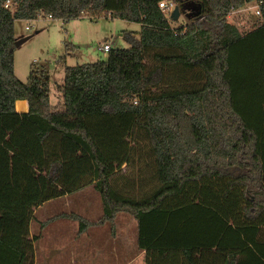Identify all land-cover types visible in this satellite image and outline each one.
<instances>
[{
  "label": "trees",
  "instance_id": "16d2710c",
  "mask_svg": "<svg viewBox=\"0 0 264 264\" xmlns=\"http://www.w3.org/2000/svg\"><path fill=\"white\" fill-rule=\"evenodd\" d=\"M162 1L0 0V264H26L34 211L86 187L98 224L137 221L145 264H264V0H172L193 19L176 28ZM250 3L260 23L241 33L228 18ZM39 14L140 31L65 66L53 106L46 67L14 73V24Z\"/></svg>",
  "mask_w": 264,
  "mask_h": 264
},
{
  "label": "rangeland",
  "instance_id": "374dc122",
  "mask_svg": "<svg viewBox=\"0 0 264 264\" xmlns=\"http://www.w3.org/2000/svg\"><path fill=\"white\" fill-rule=\"evenodd\" d=\"M247 8L249 10L231 13L228 18L241 33L260 23V17L255 14L258 5L250 3ZM171 12L167 11L166 14L171 28L186 26L193 20L188 9L181 12L177 20L171 19ZM26 27L29 29L26 30ZM139 31L140 25L137 23L110 17L98 20L83 17L68 23L45 16H39L34 21H16V36H23L21 39L26 40L14 52L15 77L26 82L31 66L46 67L50 75V104L54 106L58 101L56 84L62 80L65 66L106 60L107 53L98 51L99 46L107 43L111 49L130 48L132 44L127 33H132L138 39ZM70 46H75V50L67 51ZM43 205L34 217V222H38V234L35 228L33 233V238L37 236L39 241L37 264H96L98 256L100 261L110 260V257L114 259L115 254L107 252L111 243L120 247L132 240L130 236L135 219L126 213H119L111 223L98 224L103 214L102 202L91 187ZM71 215L92 225L79 233V222L70 219ZM96 236H101L100 240L107 246L104 254L95 252L94 240H99ZM81 245L88 246L85 256L80 252L75 253L76 247ZM44 249L48 250V254L42 253ZM26 264H32V260L28 258ZM118 264H122L120 260Z\"/></svg>",
  "mask_w": 264,
  "mask_h": 264
},
{
  "label": "crops",
  "instance_id": "0c3cea01",
  "mask_svg": "<svg viewBox=\"0 0 264 264\" xmlns=\"http://www.w3.org/2000/svg\"><path fill=\"white\" fill-rule=\"evenodd\" d=\"M14 35H15V38H17V40H19L23 37V36L17 37L15 32H14ZM61 82H62V80L60 81V83ZM18 105H20V106H18ZM14 109L19 114L27 113L28 112V104L26 101H17V102H15ZM43 206L44 205H42L40 207L42 208ZM39 208H37L34 211L33 218L29 224V238L31 240H33L34 228H35V233L38 234V222H34V217H35L36 211H38ZM35 237H37V236H35ZM98 237H99V240H94L95 252H96V254H104L105 249H107V246L102 243V240H100L102 238L101 236H96L95 238H98ZM130 237H132V240L128 243V245L124 244L123 246L119 247L118 245H116V243H114V244L111 243L110 250H108L107 252L110 255L115 254L114 259H112V257H110V260L105 259V260L100 261V257L98 256V258L96 260V264H118L119 260H120V263H122V264H145V252L139 250V248L137 246V221L136 220H135L134 229L131 232ZM37 240H38V238L33 241V243H32L33 249L31 251V253L29 254L30 255L29 258L32 260V264H37V254L39 253L38 252V242L39 241H37ZM119 249H120V252H119ZM46 251L48 252L47 249H44L42 253L48 254ZM87 251H88L87 245H81L79 247H76V249H75V253L77 252V254H78V252H80V255H84V256H85ZM51 253H53V252H51ZM119 253H120V258H119Z\"/></svg>",
  "mask_w": 264,
  "mask_h": 264
},
{
  "label": "built area",
  "instance_id": "2783aa9c",
  "mask_svg": "<svg viewBox=\"0 0 264 264\" xmlns=\"http://www.w3.org/2000/svg\"><path fill=\"white\" fill-rule=\"evenodd\" d=\"M10 1H7L6 3H5V8H7L8 7V5H10ZM258 5V4H257ZM174 7H175V5H174V3L173 2H166V1H162V2H160L159 3V8L162 10V11H173L174 10ZM242 9H247V10H249V8H247V6H245L244 8H242ZM242 9H240V10H237V11H235V12H233V13H237V12H241L242 11ZM255 14L257 15V16H259L260 15V13H259V9L255 12ZM39 16H45V15H43V14H39L38 15V17ZM37 17V18H38ZM45 17H48L49 19H52V17L51 16H45ZM36 18V19H37ZM34 21V20H33ZM29 28L28 27H26V30H28ZM110 46H109V44H107V43H105V44H103V45H101V46H99L98 47V51H100V52H103V53H108L109 51H110Z\"/></svg>",
  "mask_w": 264,
  "mask_h": 264
},
{
  "label": "water",
  "instance_id": "95a60500",
  "mask_svg": "<svg viewBox=\"0 0 264 264\" xmlns=\"http://www.w3.org/2000/svg\"><path fill=\"white\" fill-rule=\"evenodd\" d=\"M181 14L180 8L178 6L174 7V10L171 12V19L172 20H177ZM26 38L16 40L15 42V48L19 47L23 42H25Z\"/></svg>",
  "mask_w": 264,
  "mask_h": 264
},
{
  "label": "bare ground",
  "instance_id": "6f19581e",
  "mask_svg": "<svg viewBox=\"0 0 264 264\" xmlns=\"http://www.w3.org/2000/svg\"><path fill=\"white\" fill-rule=\"evenodd\" d=\"M18 106H20V105H18Z\"/></svg>",
  "mask_w": 264,
  "mask_h": 264
}]
</instances>
